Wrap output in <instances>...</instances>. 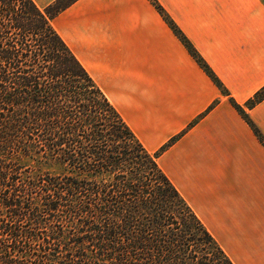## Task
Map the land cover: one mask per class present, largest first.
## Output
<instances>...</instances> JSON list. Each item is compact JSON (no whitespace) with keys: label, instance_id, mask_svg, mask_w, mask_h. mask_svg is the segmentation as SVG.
<instances>
[{"label":"trees","instance_id":"1","mask_svg":"<svg viewBox=\"0 0 264 264\" xmlns=\"http://www.w3.org/2000/svg\"><path fill=\"white\" fill-rule=\"evenodd\" d=\"M75 1L0 0V264H234L158 163L174 140L150 152L54 27Z\"/></svg>","mask_w":264,"mask_h":264},{"label":"crops","instance_id":"2","mask_svg":"<svg viewBox=\"0 0 264 264\" xmlns=\"http://www.w3.org/2000/svg\"><path fill=\"white\" fill-rule=\"evenodd\" d=\"M41 6V4L36 0ZM76 0L53 25L234 264H264V0Z\"/></svg>","mask_w":264,"mask_h":264},{"label":"rangeland","instance_id":"3","mask_svg":"<svg viewBox=\"0 0 264 264\" xmlns=\"http://www.w3.org/2000/svg\"><path fill=\"white\" fill-rule=\"evenodd\" d=\"M42 7H46L48 6L49 4H52V3H55L56 0H37ZM69 1H72V0H63L64 3H67ZM97 83V82H96ZM98 84V83H97ZM217 84V83H216ZM222 90V88H221ZM222 92L224 93V91L222 90ZM110 100V99H109ZM119 111V110H118ZM120 113V112H119ZM121 114V113H120ZM122 115V114H121ZM172 140H175V138H173ZM170 140V141H172Z\"/></svg>","mask_w":264,"mask_h":264}]
</instances>
